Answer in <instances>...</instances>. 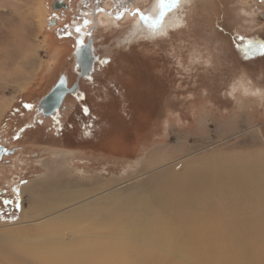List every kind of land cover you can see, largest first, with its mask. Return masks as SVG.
<instances>
[{
  "label": "rangeland",
  "instance_id": "obj_1",
  "mask_svg": "<svg viewBox=\"0 0 264 264\" xmlns=\"http://www.w3.org/2000/svg\"><path fill=\"white\" fill-rule=\"evenodd\" d=\"M3 1L0 14L12 20L0 27L4 31L18 18L9 0ZM55 1L41 0L42 32L28 25V50L12 49L0 70V106L10 105L0 118V144L13 150L0 164V264H7L10 252L18 263L36 264L6 237L32 236L33 223L47 213L37 207L38 196L21 193L24 182L66 171L86 182L100 178L106 192L175 163L264 153V56H246L243 48L247 42L257 49L264 44V0H186L178 25L131 41L127 37L139 19L133 13L139 9L153 17L156 0H62L69 9L61 11L52 8ZM51 19L58 26L46 28ZM89 37L93 75L80 80L73 54ZM48 63L52 76L38 87ZM60 73L79 84L68 99L72 115L67 108L57 122L59 136L49 120L38 137L36 105ZM150 156L160 164L145 166Z\"/></svg>",
  "mask_w": 264,
  "mask_h": 264
},
{
  "label": "bare ground",
  "instance_id": "obj_2",
  "mask_svg": "<svg viewBox=\"0 0 264 264\" xmlns=\"http://www.w3.org/2000/svg\"><path fill=\"white\" fill-rule=\"evenodd\" d=\"M185 2L166 14L158 32L138 19L127 39L163 35L182 22L178 13ZM6 4L18 23L3 31L12 20L0 14L2 71L12 49L28 50L27 26L40 34L46 23L41 0ZM158 14L156 0L152 15ZM9 107L0 106V118ZM156 160L150 156L144 164H160ZM169 166L106 192L109 187L100 178L86 182L66 171L24 182L21 193L38 196L37 207L47 213L26 233L32 236L6 232L7 241L36 264H264V153ZM101 191L105 194L92 195ZM9 258L7 264H21L11 252Z\"/></svg>",
  "mask_w": 264,
  "mask_h": 264
},
{
  "label": "flooded vegetation",
  "instance_id": "obj_3",
  "mask_svg": "<svg viewBox=\"0 0 264 264\" xmlns=\"http://www.w3.org/2000/svg\"><path fill=\"white\" fill-rule=\"evenodd\" d=\"M58 1L62 2V4H64L65 7H62L63 5L61 4L59 6L60 8L55 9L54 8V3L57 2V1H55L53 3V6H52V8L54 10H58V11L60 10L61 11L62 9H64V10H68L69 9L68 8L69 6H68L67 3H64V1H62V0H58ZM69 1H71V0H69ZM49 26H58V20H56V19L49 20L48 26L46 28H48ZM82 26H83L82 30L84 29L83 32L85 34L90 32V31L88 32V30L86 29L87 26H88L87 24L82 25ZM55 42H56V40H54V43ZM49 43H51L50 40H49ZM82 50H84V51H82ZM93 51H94V49H93V43H92L91 37H89L87 42L83 43V46H81V44H79L77 46V48L75 49V51H74V54H73L74 55L73 56L74 57V62H75L76 68H78L77 77H79L80 80L81 79H85V78H91L92 75H93V65H92V63H93L92 62L93 61V58H92ZM77 55H78L79 59L77 58ZM89 59L91 60L90 61V65L91 66H90L89 70H85L84 71L80 60H83V63L86 64L87 60H89ZM48 64L49 65L46 67V69H45V71L43 73V76H42L40 82L38 83V87H41L43 83L45 84V82L48 80V78H50L52 76L51 64L50 63H48ZM62 80H66L68 93L65 95V97L63 99V102L61 103L60 107L56 108L52 115L45 116V112L47 111V109H40V107H39L40 101L42 99H44L59 84V82L62 81ZM76 86H77V88H76ZM78 89H79V84H77L76 82H74L72 84L71 77H70L69 74L60 73V75L58 76L57 80L55 81V83L50 88V90L38 101V104L36 105V109H35L36 111H35L34 119H35V121L37 119H41L42 120V122H37L38 123V125H37L38 127L36 129H37L38 135H40L38 137H44L43 135L46 132L45 126L49 125V120H52V122L54 123V127H53V129L55 131L54 134L59 136V132L60 131H59V128H58V126L56 124H57L58 121L63 120L64 114L67 113V112H65L67 108L69 109L70 115H72L74 107L72 109L71 106H70V108L67 106V105H69V100L68 99L73 97V96H75V94L77 93ZM71 101L72 100H70V102ZM73 140H75V142H78L79 144H81V140H79V138H77V139L73 138ZM0 146L6 148L8 151L10 150V149L7 148V146H5L3 144H0ZM0 151H2V150H0ZM11 151H13V150H11ZM8 155L10 156V154H3L1 156L0 164L3 163L4 159H6V157H9Z\"/></svg>",
  "mask_w": 264,
  "mask_h": 264
},
{
  "label": "snow or ice",
  "instance_id": "obj_4",
  "mask_svg": "<svg viewBox=\"0 0 264 264\" xmlns=\"http://www.w3.org/2000/svg\"><path fill=\"white\" fill-rule=\"evenodd\" d=\"M181 3V0H159V14L156 17L145 15L137 9L133 15L139 16L142 26L148 27L154 32H158L159 28L162 26L164 18L169 11L175 10ZM122 18V14L117 16V19ZM77 32H80L81 29L77 28ZM90 35V34H89ZM242 39V38H241ZM83 46V42H79ZM245 55L247 56L249 52L253 54L256 51H259L261 56H264V44H261L257 49L252 42H247L243 45ZM102 63H108V61H103ZM19 207V205H17Z\"/></svg>",
  "mask_w": 264,
  "mask_h": 264
},
{
  "label": "water",
  "instance_id": "obj_5",
  "mask_svg": "<svg viewBox=\"0 0 264 264\" xmlns=\"http://www.w3.org/2000/svg\"><path fill=\"white\" fill-rule=\"evenodd\" d=\"M62 4V2L57 1L54 3V8L58 9L59 6ZM62 7H65L64 4H62ZM84 51V50H82ZM78 58V55H77ZM79 59V58H78ZM90 59L87 60V63L84 64L83 60H80L83 70H89L90 68ZM77 88V86H76ZM68 93L66 80H62L59 82V84L44 98L40 101L39 107L40 109H47L45 112V116L52 115L54 113V110L58 107H60L61 103L63 102V99L65 95ZM49 109V110H48ZM0 158L3 154H11L13 151L7 150L6 148L0 146ZM2 152V153H1Z\"/></svg>",
  "mask_w": 264,
  "mask_h": 264
}]
</instances>
